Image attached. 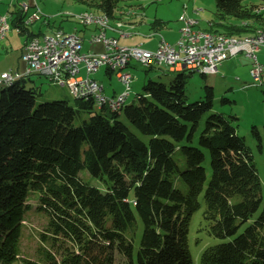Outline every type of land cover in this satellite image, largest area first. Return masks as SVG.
<instances>
[{"label":"trees","instance_id":"obj_1","mask_svg":"<svg viewBox=\"0 0 264 264\" xmlns=\"http://www.w3.org/2000/svg\"><path fill=\"white\" fill-rule=\"evenodd\" d=\"M74 1L114 18L120 0ZM215 1L220 20H242L224 33H250L252 22H264L256 10L264 0ZM25 16L19 4L8 16L23 45L43 34ZM154 23L157 30L161 21ZM185 70H174L169 84L147 79L120 108L75 98L85 116L64 99L36 102L32 73L0 84V264L20 259L22 214L34 192L48 218L40 237L50 246L44 261L22 264H112V249L122 264H193L190 225L201 205L204 223L193 238L201 232L217 242L203 248L198 264H264L262 183L237 132L239 117L218 108L212 84L189 99ZM251 131L262 150L264 135L256 125Z\"/></svg>","mask_w":264,"mask_h":264},{"label":"rangeland","instance_id":"obj_2","mask_svg":"<svg viewBox=\"0 0 264 264\" xmlns=\"http://www.w3.org/2000/svg\"><path fill=\"white\" fill-rule=\"evenodd\" d=\"M21 1L22 0H18V4ZM27 1L32 5L33 0ZM6 2L7 0L0 3V11L3 13L7 12ZM36 2L41 10V20H37L29 26L34 31L41 28L43 34L50 33L59 28L63 29L66 33H73L75 31L74 28L81 31L83 25L74 19L73 14L84 11L95 13L93 7L74 0H36ZM18 4L15 3V5H12L8 11H12ZM257 7L262 8L260 13L262 12L264 16V4L258 3ZM34 9V7H31L29 12H32ZM116 13L119 16L117 20L119 25H121L122 20L126 22L132 21L133 24L136 25L131 31H137L141 34L134 39H129V45L141 44L142 47L145 46L151 50L156 49L157 46L155 45L158 38L167 39L168 42L172 41L171 43L178 39L179 36H177V33H179V29L183 24L181 18L183 15L196 20V23L193 25V28L196 30H203L208 27L214 29L216 27L218 31L222 30V32H225L227 31L225 30V26L238 24L242 21L232 16H227L224 20H220L215 0H120ZM156 19L161 21V26L157 28V30L153 27ZM252 23V30L250 33H252V31L254 32L257 28H264L263 20L254 21ZM120 29L127 31L124 29V26ZM76 33L78 34V32ZM145 34L148 37H146ZM244 34L247 33L242 32L236 35ZM130 37H132V35ZM23 41L24 37L13 26H11L5 36L0 39V73L3 70L12 71L13 73L16 71L24 73L26 71V63L21 58ZM90 45L85 43V47L84 49L82 48V51L86 52L89 48L94 51L102 50V44L100 43H93ZM258 57L264 63L263 46L261 51L258 52ZM247 61L248 59L244 57V55L228 58L218 65V73L207 75L201 74L198 71L188 73L189 70H185L187 72L186 74H188L186 79V94L191 100L199 98L204 94V86L212 84L215 89L218 108L225 113L234 114L239 117L237 120V132L245 137L246 145L253 154L258 175L262 183V193L264 197V140L263 149L260 150L258 141L251 131V126L256 125L262 136L264 135V94L262 91L264 87V73L261 83L250 84L251 77L247 73L249 66L248 63H245ZM105 68V66H102L97 73L93 74V77L99 83L102 82L105 85V93H111L113 88L118 90L121 85L114 71L110 72L111 77L108 78V75L104 72ZM127 69L134 75L131 81V92L126 99L127 104L133 99L135 100L136 95L142 92V87L147 79L152 78L161 80L169 84L170 80L175 75L174 70H170L169 66L165 64H162L160 67L157 65L151 67L144 66L135 60H131ZM222 74H224V76ZM81 75H85L83 70L81 71ZM234 75H238L239 78H234ZM29 85L35 87L37 91L36 102L64 99L72 106H76L80 115H87L85 110L77 107L75 97L71 95L66 86H61L35 73L29 76ZM222 97L230 98L232 101L221 103ZM174 157L182 167L185 166V160L180 152L175 153ZM80 173H83L84 178L90 179L87 173ZM173 181L176 187L183 191L187 190L186 185L176 175H173ZM37 198L38 193H31L28 196L27 205L23 210L21 220L22 232L18 243L20 249L19 258H29L32 260L40 259L44 261L41 251L45 246L50 245L41 240L40 234L46 232L48 218L44 211L37 210ZM202 209L203 205L194 212L190 225V249L194 257L193 264H198L199 255L207 244L217 242V239L206 236L201 232L200 234L198 233L200 239L197 242H195L193 238L196 234L197 227L204 223V221L201 220ZM62 238L63 236H61L59 240ZM111 253L113 255L112 264H122V255L116 249H112ZM20 259L11 264H22Z\"/></svg>","mask_w":264,"mask_h":264},{"label":"built area","instance_id":"obj_3","mask_svg":"<svg viewBox=\"0 0 264 264\" xmlns=\"http://www.w3.org/2000/svg\"><path fill=\"white\" fill-rule=\"evenodd\" d=\"M29 4L27 0L19 2L24 20H41V10L36 0ZM35 9L29 12L30 8ZM184 16V15H183ZM88 23H95L104 29V36L92 38L102 41L105 46L103 52L90 53L82 51L83 38L77 33H66L58 36L44 34L33 36L23 45L21 58L26 63V71H3L0 73V84L13 81L35 71H43L47 78H59L61 86H66L72 96L78 98L82 92H103L102 85L92 77V74L105 66H109L122 58L135 57L143 59L144 63L165 64L171 70L210 68L212 73L218 72V65L224 60L243 54L250 60L249 75L259 80L264 73V64L258 58V52L264 45L252 43L251 39H224L211 40L209 34L199 33L193 28L194 24H182V32L178 39L171 43L160 38L156 49L151 50L141 45H129V49H117V42L112 36L105 34V28L99 24V18L88 17ZM10 29L9 17L0 13V38ZM85 75H81V71ZM124 86V92H131L133 73L126 69L119 74ZM95 101H98L95 100ZM116 94L111 95L109 107L115 109Z\"/></svg>","mask_w":264,"mask_h":264},{"label":"bare ground","instance_id":"obj_4","mask_svg":"<svg viewBox=\"0 0 264 264\" xmlns=\"http://www.w3.org/2000/svg\"><path fill=\"white\" fill-rule=\"evenodd\" d=\"M261 9H262L261 7L256 8L257 12L260 11ZM73 17L78 23H80L82 25L95 24V23H88V17L99 18V24L102 27H104L105 29L111 27L110 19L105 14L94 13V12H90V11H84V12H78V13L73 14ZM181 18L183 20V23H185V16H182ZM186 20H187V23H189V24H195L196 23V20L193 18L186 17ZM36 21H37V19H28V20H24V24L30 25ZM198 31H199V33L209 34V39H211V40H219L221 38H224V39H235V38L251 39L252 43H255L257 45H264V29H262V28H257L254 32L247 33L244 35L228 34V33H224L221 31H214V30H198ZM63 32H64L63 30L58 29V30H54V31L47 33V34H44V35L58 36V35H62ZM179 32H182V26L179 29ZM73 33H76V32H73ZM4 36H5V34H3V37ZM97 36H104V29H100V27H99V32L97 33ZM94 37H95V35H93L92 38H94ZM112 37L114 38L115 42H117V49H129V45L119 44L117 38L115 36H112ZM131 60L138 61L139 63H141L145 66H148V63H144L143 59H141V58L128 57V58L119 59L118 61L114 62V64L109 66V71L110 72L114 71L116 74V77L120 80L119 74L128 68ZM187 70H191L193 72L198 71L199 73L206 74V75L212 74V69H210V68H194V69H187ZM32 73H37V74H40V75L44 76L45 78H47V76L45 75V73L43 71H35ZM27 75H29V74H27ZM47 79L54 81L57 84L61 85V80L59 78H47ZM10 82H12V81L2 83V84H8ZM257 83H261V80L251 77V83L250 84H257ZM250 84H248V85H250ZM129 94L130 93L124 92V88L121 92L117 93L116 94V101H115V108L122 107L126 103V99H127ZM78 98H83L86 100H88L90 98V99H93L94 101L98 99V101H95V104L97 107H100L104 104L109 106V99H111V95L105 94L104 92L87 91V92H82Z\"/></svg>","mask_w":264,"mask_h":264},{"label":"crops","instance_id":"obj_5","mask_svg":"<svg viewBox=\"0 0 264 264\" xmlns=\"http://www.w3.org/2000/svg\"><path fill=\"white\" fill-rule=\"evenodd\" d=\"M2 1H5V0H0V3H2ZM15 3L18 4V0H7V2L5 3L6 4V14L9 16L11 14V11H8L9 8H11L12 5H15ZM14 10V9H13ZM12 10V11H13ZM0 13H3L2 11H0ZM10 13V14H9ZM110 19V24H111V27L110 28H107L105 29V33L107 36H115L118 40V43L119 44H122V45H129V39H134L136 36H139L141 35L140 33H138L137 31H131V29H133V27H135L136 24H133L132 21L130 22H126L124 20H122V23L121 25L118 24L117 20L119 19V16L118 14L116 13V17L114 18H109ZM124 26V29H126L127 31L123 30V29H120L121 27ZM215 27V26H214ZM216 28V27H215ZM41 29V28H40ZM60 29V28H59ZM75 31L74 32H78V34L83 38V43H82V48L84 49L85 47V43H88V45L90 44H93V43H100L102 44V50L101 51H94V50H91L90 48L87 49L86 52H90V53H98V52H103L105 50V46H104V43L102 41H95L92 39L93 35L97 34L99 32V27L96 25V24H89V25H83V29L81 31H78L77 28H74ZM213 28H205L203 30H211ZM63 30V29H61ZM158 32V31H156ZM150 34V33H149ZM179 33H177V36ZM132 35V37H130ZM135 35V36H134ZM146 36V34H145ZM148 37V36H146ZM167 40V39H166ZM168 41V40H167ZM159 42V38L157 39V42H156V45L158 44ZM169 42H172V41H169ZM175 42V41H174ZM142 43V42H141ZM143 44V43H142ZM134 45H141V44H134ZM23 46V44H22ZM91 46V45H90ZM145 47V46H144ZM264 47V46H263ZM146 48V47H145ZM262 48V47H261ZM22 51V50H21ZM261 51V49L259 50V52ZM240 56H243L242 54H238ZM237 56V55H236ZM246 57V56H244ZM247 58V57H246ZM259 58V57H258ZM248 59V58H247ZM260 60V59H259ZM261 61V60H260ZM262 62V61H261ZM245 63H248V66H250V60L248 59L247 62ZM263 63V62H262ZM264 64V63H263ZM101 68V67H100ZM99 68V69H100ZM5 71V70H3ZM2 71V72H3ZM20 71V70H19ZM99 71V70H98ZM98 71H96L95 73H97ZM105 74L108 75V78L111 77V74H110V71L108 69L105 68ZM218 72H219V68H218ZM217 72V73H218ZM93 73V74H95ZM247 73L249 74V68L247 70ZM93 74H92V77H93ZM224 76V74H222ZM104 78V77H103ZM234 78L238 79L239 76L238 75H234ZM120 81V80H119ZM100 84L102 85V90L103 92L105 91V85L100 82ZM120 85L121 87L117 89H114L112 90L111 93H105V94H108V95H114V94H117L119 92H121L124 88L123 84L121 83L120 81ZM243 86V85H242Z\"/></svg>","mask_w":264,"mask_h":264}]
</instances>
